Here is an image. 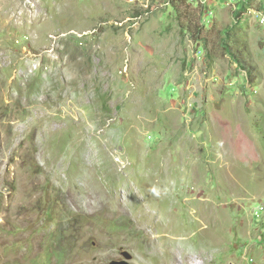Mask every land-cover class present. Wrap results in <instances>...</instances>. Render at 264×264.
I'll list each match as a JSON object with an SVG mask.
<instances>
[{"label":"rangeland","instance_id":"1","mask_svg":"<svg viewBox=\"0 0 264 264\" xmlns=\"http://www.w3.org/2000/svg\"><path fill=\"white\" fill-rule=\"evenodd\" d=\"M227 1L0 0V264H264V0Z\"/></svg>","mask_w":264,"mask_h":264},{"label":"bare ground","instance_id":"2","mask_svg":"<svg viewBox=\"0 0 264 264\" xmlns=\"http://www.w3.org/2000/svg\"><path fill=\"white\" fill-rule=\"evenodd\" d=\"M119 213V212H118ZM144 217H145V215H144ZM153 218V217H152ZM156 218V217H155ZM164 218H166V222L165 223H163L162 221H161V218L159 217L158 219H155L156 221H155V224H157L158 226H159V230L160 231H169V232H175L176 230H178V228L176 227V225H175V222H174V220H173V218L170 216V215H165L164 216ZM153 220H154V218H153ZM165 221V220H164ZM125 225V224H124ZM138 225H140L139 223H138ZM92 226V225H91ZM157 227V226H156ZM155 228V227H154ZM125 229V228H124ZM123 229V230H124ZM119 230H121V228L119 229ZM177 232V231H176ZM122 233V232H121ZM128 233V232H127ZM160 233V232H159ZM129 234V233H128ZM124 235V234H123ZM127 236H129V235H127ZM173 236V235H172ZM176 236H179V235H176ZM180 237V236H179ZM178 237V238H179ZM185 237V236H184ZM129 238V237H128ZM148 238L150 239L148 242H150L151 243V248H152V253H153V256H152V260H157V256H160L161 258H164L165 256H166V253H170V251H169V249L170 248H168V246H170V247H173L175 244L177 245L178 243H177V239H175V237L174 238H172L173 240H174V242L171 240V239H168V238H166V236H162V235H155V236H153L152 234L151 235H148ZM127 239V238H126ZM180 239V238H179ZM183 239V238H182ZM143 240H145V239H143ZM147 240V239H146ZM213 240V239H212ZM127 241V240H126ZM182 241V240H181ZM183 241H184V239H183ZM180 243V242H179ZM207 243H209V242H207ZM138 244V243H137ZM181 244V243H180ZM212 244V243H211ZM182 245H183V243H182ZM164 247L162 250H160L161 249V247ZM184 247H186V246H184ZM178 248H180V247H178ZM163 251H165V252H163ZM163 252V253H162ZM159 254V255H158ZM171 254V253H170ZM171 258V257H170ZM171 261V260H170ZM172 263V262H171ZM162 264V263H161ZM164 264H168V263H166V262H164Z\"/></svg>","mask_w":264,"mask_h":264},{"label":"water","instance_id":"3","mask_svg":"<svg viewBox=\"0 0 264 264\" xmlns=\"http://www.w3.org/2000/svg\"><path fill=\"white\" fill-rule=\"evenodd\" d=\"M112 264H130L127 260H122V261H114Z\"/></svg>","mask_w":264,"mask_h":264},{"label":"trees","instance_id":"4","mask_svg":"<svg viewBox=\"0 0 264 264\" xmlns=\"http://www.w3.org/2000/svg\"><path fill=\"white\" fill-rule=\"evenodd\" d=\"M239 7H240V6H239ZM240 9H242V8H240ZM240 9H239V11H237V12L235 13L237 17H239V16L241 15ZM242 66L244 67V65H242Z\"/></svg>","mask_w":264,"mask_h":264},{"label":"clouds","instance_id":"5","mask_svg":"<svg viewBox=\"0 0 264 264\" xmlns=\"http://www.w3.org/2000/svg\"><path fill=\"white\" fill-rule=\"evenodd\" d=\"M226 1H227V0H226ZM237 2H238V0H236V3H237ZM227 3H228V1H227ZM236 3H235V4H236Z\"/></svg>","mask_w":264,"mask_h":264}]
</instances>
